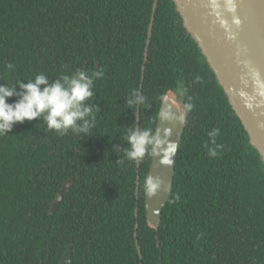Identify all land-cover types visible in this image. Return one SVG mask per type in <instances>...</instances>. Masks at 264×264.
Listing matches in <instances>:
<instances>
[{"label":"trees","instance_id":"16d2710c","mask_svg":"<svg viewBox=\"0 0 264 264\" xmlns=\"http://www.w3.org/2000/svg\"><path fill=\"white\" fill-rule=\"evenodd\" d=\"M77 69L104 73L85 101L90 135L61 136L37 118L0 136V264H61L68 249L70 264H264L262 157L176 3L0 0V85L19 92L18 81ZM177 88L194 107L155 228L144 186L152 155L118 161L128 130L155 133L159 98ZM217 128L224 147L210 157Z\"/></svg>","mask_w":264,"mask_h":264},{"label":"water","instance_id":"95a60500","mask_svg":"<svg viewBox=\"0 0 264 264\" xmlns=\"http://www.w3.org/2000/svg\"><path fill=\"white\" fill-rule=\"evenodd\" d=\"M173 1L186 29L198 43L241 119L252 146L259 152L264 163V0H236V17L241 21L239 27L232 24V15L224 13L234 39L228 38V34L210 14L207 0ZM172 99L175 97L171 96L170 101ZM162 110L161 105L160 112ZM172 111L174 117L181 115L174 106ZM186 120V114L183 122L179 119L164 121L159 114L155 134L165 141V147L168 143H174L177 149L171 157L173 163L169 166L160 163L161 157L152 155L148 176L158 177L162 183L155 196L149 197L145 190V204L148 223L155 228L160 224L163 210L172 196ZM73 180L69 179L58 193L52 206L53 212L71 189ZM70 261L71 249H68L61 264H70Z\"/></svg>","mask_w":264,"mask_h":264},{"label":"clouds","instance_id":"9594fccd","mask_svg":"<svg viewBox=\"0 0 264 264\" xmlns=\"http://www.w3.org/2000/svg\"><path fill=\"white\" fill-rule=\"evenodd\" d=\"M207 5L210 14L228 34V38L234 39L224 13L232 15V24L239 27L241 21L236 17V0H207ZM6 68L13 70L15 66L7 64ZM103 75V71H93L89 75L85 70L77 69L71 75H60L58 79L50 82L48 76L38 74L27 82L18 81L19 92L14 86L0 85V136H6L15 124L33 121L37 118L43 119L49 131L54 130L61 136L67 135L69 131L90 135L91 128L95 126L90 119L94 120L95 117L92 116L93 109L87 107L85 101L90 100L94 95V79H99ZM13 96L18 99L14 103H8L9 98ZM171 96H175V99L170 101ZM182 98V88H177L175 93L163 94L159 98L163 106L160 118L164 121L179 119L183 122L186 112L191 111L194 105L184 103ZM138 102L143 104V98L139 97ZM129 103L131 104L132 101ZM173 106L181 113L178 118L173 115ZM219 134L218 128L209 134V140L216 145L215 148L208 147L210 157H217L219 150L224 147L222 144H216L215 138ZM126 140L129 147L124 150V158L118 161L119 163H123L124 160L139 162L146 155L161 157L160 163L164 166L173 163L171 157L175 154L177 144L168 143L165 147V141L161 140L152 130L134 127L128 130ZM161 183L158 177L147 176L144 180L146 194L149 197L155 196L161 188Z\"/></svg>","mask_w":264,"mask_h":264},{"label":"rangeland","instance_id":"374dc122","mask_svg":"<svg viewBox=\"0 0 264 264\" xmlns=\"http://www.w3.org/2000/svg\"><path fill=\"white\" fill-rule=\"evenodd\" d=\"M172 97H175V96H172Z\"/></svg>","mask_w":264,"mask_h":264}]
</instances>
